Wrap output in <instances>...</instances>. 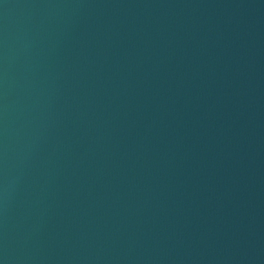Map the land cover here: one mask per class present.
Returning a JSON list of instances; mask_svg holds the SVG:
<instances>
[{
  "label": "water",
  "instance_id": "1",
  "mask_svg": "<svg viewBox=\"0 0 264 264\" xmlns=\"http://www.w3.org/2000/svg\"><path fill=\"white\" fill-rule=\"evenodd\" d=\"M0 264H264V0H0Z\"/></svg>",
  "mask_w": 264,
  "mask_h": 264
}]
</instances>
